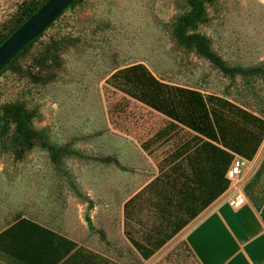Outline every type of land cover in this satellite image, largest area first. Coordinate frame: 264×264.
<instances>
[{
  "label": "rangeland",
  "instance_id": "1",
  "mask_svg": "<svg viewBox=\"0 0 264 264\" xmlns=\"http://www.w3.org/2000/svg\"><path fill=\"white\" fill-rule=\"evenodd\" d=\"M29 4L38 2L0 0V38ZM189 10L187 0H78L15 61L24 73L8 68L0 74V116L5 105H22L34 113L30 126L52 144L70 143L86 155L64 156L59 170L48 150L39 144L25 149L14 124L6 129L0 123V231L26 216L79 238L88 228L91 199L95 226L116 234L123 202L147 166L135 151L137 141L164 122L131 100L118 126L111 124L109 107L122 94L105 84L120 68L143 63L166 83L225 97L264 116L263 74H227L175 36ZM194 31L207 36L228 66L264 72V0L207 2ZM186 264L196 263L190 257Z\"/></svg>",
  "mask_w": 264,
  "mask_h": 264
},
{
  "label": "trees",
  "instance_id": "2",
  "mask_svg": "<svg viewBox=\"0 0 264 264\" xmlns=\"http://www.w3.org/2000/svg\"><path fill=\"white\" fill-rule=\"evenodd\" d=\"M46 1L37 0V5H27L19 16L18 25L0 38V45ZM77 1L74 0L68 8ZM187 1L190 10L180 18L175 28V36L179 41L195 48L200 55L227 74L264 75L259 68L228 66L211 48L207 36L194 31L205 15L206 3L212 0ZM42 33L24 46L0 70V74L8 68L24 73L14 63ZM105 89L122 94V98L109 107V119L113 126H118L115 120L126 110L124 102L131 100L164 119L153 135L141 142V146L149 154L161 149V154L157 156L160 174L145 191L154 193L156 201L151 202L164 218V229L170 230L168 237L225 192L229 186L226 173L233 153L251 160L264 140V116L255 114L225 97L206 95L197 89L166 83L157 78L143 63L116 70L106 80ZM33 117L32 111L11 103L3 107L0 123L6 129L14 124L18 143L25 149L39 144L48 150L59 170H62L64 156L86 157L79 150L71 148L70 143L64 146L52 144L43 132L30 126ZM108 159L118 161L115 157ZM122 169L128 170L126 167ZM256 183H261L259 191L254 190ZM73 187L76 189L74 184ZM247 190L251 192L255 204L260 207L264 203V161L254 179L247 185ZM77 193L80 197H85L81 192ZM139 197L137 195L135 199ZM88 201L90 209L93 201ZM86 220L90 229L95 230L89 213L86 214ZM101 234L103 236L102 232ZM0 264L116 263L34 219L22 216L0 232Z\"/></svg>",
  "mask_w": 264,
  "mask_h": 264
},
{
  "label": "crops",
  "instance_id": "3",
  "mask_svg": "<svg viewBox=\"0 0 264 264\" xmlns=\"http://www.w3.org/2000/svg\"><path fill=\"white\" fill-rule=\"evenodd\" d=\"M137 145L135 151L146 158L147 166L144 171L137 172V180L131 186L136 191L123 202L116 234L95 226L94 218L89 212L93 207L88 208L87 213L95 230L90 229L85 215L88 228L79 238L73 234L76 232L65 235L47 227L116 264H186L190 257L196 264H264V203L258 207L251 192L247 190V185L254 179L264 161L261 146L254 158L248 159L249 163L242 169L241 180L247 196V202L243 206L235 207L230 204L235 190L229 185L205 210L168 237L170 230L164 229V218L151 202L156 201L154 193L145 191L160 174L157 156L161 154V150L149 154L139 141ZM260 185L261 183H256L254 190L259 191ZM137 195L140 197L135 199ZM129 200L131 202L126 206ZM161 240H164L163 243H160Z\"/></svg>",
  "mask_w": 264,
  "mask_h": 264
},
{
  "label": "water",
  "instance_id": "4",
  "mask_svg": "<svg viewBox=\"0 0 264 264\" xmlns=\"http://www.w3.org/2000/svg\"><path fill=\"white\" fill-rule=\"evenodd\" d=\"M74 0H47L0 45V70L24 46L44 32Z\"/></svg>",
  "mask_w": 264,
  "mask_h": 264
},
{
  "label": "built area",
  "instance_id": "5",
  "mask_svg": "<svg viewBox=\"0 0 264 264\" xmlns=\"http://www.w3.org/2000/svg\"><path fill=\"white\" fill-rule=\"evenodd\" d=\"M248 163L249 160L247 158L238 153H233V159L226 173L230 187L235 190L234 196L229 201L232 206L241 207L247 202V196L241 180V173L243 167Z\"/></svg>",
  "mask_w": 264,
  "mask_h": 264
}]
</instances>
